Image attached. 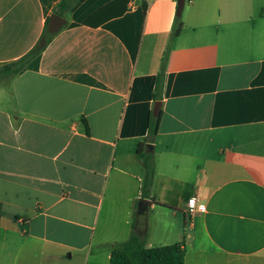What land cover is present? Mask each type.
<instances>
[{"label": "crops", "instance_id": "0c3cea01", "mask_svg": "<svg viewBox=\"0 0 264 264\" xmlns=\"http://www.w3.org/2000/svg\"><path fill=\"white\" fill-rule=\"evenodd\" d=\"M61 1L0 0V68ZM77 1L0 77V264H109L138 216L149 247L183 241L185 264H264V0H185L184 18L178 0H129L103 22L113 0ZM191 197L206 209L189 215Z\"/></svg>", "mask_w": 264, "mask_h": 264}, {"label": "trees", "instance_id": "16d2710c", "mask_svg": "<svg viewBox=\"0 0 264 264\" xmlns=\"http://www.w3.org/2000/svg\"><path fill=\"white\" fill-rule=\"evenodd\" d=\"M68 1L69 0H62L56 10V13H59L62 16H66V12H72L73 10H75L76 6H74L70 10L67 9ZM83 1L84 0H78L77 4H80ZM128 2L129 0H113L98 9L90 17V19L97 17L99 18L100 22H103L108 18L120 16L126 10ZM180 26L181 25L179 24V27ZM46 28L44 29L42 38L32 48V50H30L23 57L10 62L0 68V73L2 72V74H0V77L12 76L19 73L26 68V66L32 59L37 57L44 50L45 46L42 45V40L45 39L47 41L46 43L50 42L51 40L46 38ZM164 73L165 72L163 68L162 71L158 74L154 93L155 99H160L162 96ZM161 117L162 110H160L157 116H154L152 114V116L150 117L148 125V138L150 139V141H152L159 133ZM83 122L86 127V131L89 132L87 121L83 119ZM143 145V143L140 144L137 154L142 159L146 171L142 195H148L155 173V164L154 159L142 151L141 148L143 147ZM138 214L139 211L137 212L136 216ZM138 217L136 218V220H134V230L131 237L127 241L115 246L112 249L109 264H185V249L183 241L167 245L149 247L146 243L148 235L147 225L144 223H139Z\"/></svg>", "mask_w": 264, "mask_h": 264}, {"label": "water", "instance_id": "95a60500", "mask_svg": "<svg viewBox=\"0 0 264 264\" xmlns=\"http://www.w3.org/2000/svg\"><path fill=\"white\" fill-rule=\"evenodd\" d=\"M185 5V0H178L177 15H181ZM68 20L60 15L59 13H53L49 19L47 28H46V38L52 39L58 34L61 28L66 25ZM46 40H42V45L46 44ZM161 101H156L153 109V115L157 116L160 112ZM149 202V201H148Z\"/></svg>", "mask_w": 264, "mask_h": 264}, {"label": "built area", "instance_id": "2783aa9c", "mask_svg": "<svg viewBox=\"0 0 264 264\" xmlns=\"http://www.w3.org/2000/svg\"><path fill=\"white\" fill-rule=\"evenodd\" d=\"M135 3H136V1L132 0L131 1V6L134 7ZM205 209H206L205 204L199 203L197 201L196 197L189 198L188 206H187V211H188L189 215H194L195 213L200 212V211H204Z\"/></svg>", "mask_w": 264, "mask_h": 264}, {"label": "rangeland", "instance_id": "374dc122", "mask_svg": "<svg viewBox=\"0 0 264 264\" xmlns=\"http://www.w3.org/2000/svg\"><path fill=\"white\" fill-rule=\"evenodd\" d=\"M186 2H188V1H186ZM188 3H189V2H188ZM184 16H185V12H184V8H183V11H182L180 17H181V18H184ZM257 147H258V146H253V147H250V148L256 149Z\"/></svg>", "mask_w": 264, "mask_h": 264}]
</instances>
